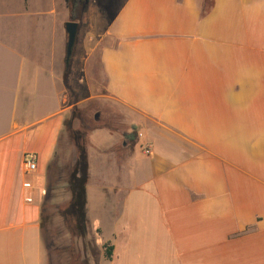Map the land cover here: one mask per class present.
<instances>
[{
  "label": "crops",
  "instance_id": "0c3cea01",
  "mask_svg": "<svg viewBox=\"0 0 264 264\" xmlns=\"http://www.w3.org/2000/svg\"><path fill=\"white\" fill-rule=\"evenodd\" d=\"M210 1L88 0L64 77L66 0H0V264H42L38 179L71 108L105 97L120 123L91 132L85 188L99 264H264V0Z\"/></svg>",
  "mask_w": 264,
  "mask_h": 264
},
{
  "label": "rangeland",
  "instance_id": "374dc122",
  "mask_svg": "<svg viewBox=\"0 0 264 264\" xmlns=\"http://www.w3.org/2000/svg\"><path fill=\"white\" fill-rule=\"evenodd\" d=\"M83 8L84 6L81 12ZM83 11H85V9ZM81 12L78 22L82 24ZM74 87L75 86H71L73 90ZM82 88H84V92L81 91V93L85 94V85ZM77 89L79 90V87H77ZM99 92L101 93L103 91ZM72 94L76 99L80 95L78 93L74 94V91H72ZM76 101H78V99L75 100V102ZM119 111L120 107L118 103L105 97L103 100H90L80 105H74L69 115L66 117L59 143L57 144L51 162L52 178L50 177V180L54 181L56 184L50 195L46 193L49 183L47 174L46 178L43 177L38 179L41 190H43L40 198L41 209L43 211L42 220L44 224L42 229V264H99L101 250L95 243L94 234L89 231H87L86 247L82 240H73L75 247H77L79 251L78 256H73L71 251L67 250L71 248L69 247L71 240L68 234L67 224L63 222L64 219L60 216V213L65 210L70 200L67 181L77 158L76 148L70 135L71 131L80 132L83 135L85 133L86 151H88L90 147L89 138L92 132L91 129H93L95 125L100 126L101 124L107 123V119H109V123L112 125L115 124V119L120 123L118 117L110 116L111 114L119 115ZM1 113L0 109V115ZM73 115L75 118H73ZM96 115L98 116L97 118L95 117ZM0 119L1 130V125H4V123H2L5 119L4 112L0 116ZM71 120L72 123H70Z\"/></svg>",
  "mask_w": 264,
  "mask_h": 264
},
{
  "label": "trees",
  "instance_id": "16d2710c",
  "mask_svg": "<svg viewBox=\"0 0 264 264\" xmlns=\"http://www.w3.org/2000/svg\"><path fill=\"white\" fill-rule=\"evenodd\" d=\"M88 0H66L67 5L69 7L70 11V21L77 22L79 19V15L81 12L82 7ZM204 6H211L210 0H204ZM65 64V73L64 77H66L68 71H69V63L68 60ZM73 118L75 116L73 115ZM72 123V120L70 121ZM98 128L97 125L91 129L93 131L94 129ZM73 139L76 152H77V158L74 163V166L72 168V171L69 175L68 181H67V187L70 194V200L68 202V205L66 206L65 210H63L60 213V216L64 219L63 222L67 224L68 227V234L70 236L71 244H69V249L72 255H79V251L77 250V247H75L73 240L74 239H80L82 240L84 246L86 245V238H87V218H86V184L88 181V162H87V151H86V142H85V133L84 135L80 132H72L70 135ZM123 138L125 140L133 141L136 138V128L132 126L131 131L129 133H124ZM52 162V161H51ZM52 164L47 168V176L49 179L48 188H47V194L50 195L52 191L54 190V186L56 183L54 181L50 180L52 178ZM51 177V178H50ZM43 213V211H42ZM43 217H41V240H43ZM86 247V246H85ZM86 249V248H85ZM85 251V250H84ZM104 256L107 259H110L111 257V247L110 246H104ZM86 262V260H85Z\"/></svg>",
  "mask_w": 264,
  "mask_h": 264
},
{
  "label": "water",
  "instance_id": "95a60500",
  "mask_svg": "<svg viewBox=\"0 0 264 264\" xmlns=\"http://www.w3.org/2000/svg\"><path fill=\"white\" fill-rule=\"evenodd\" d=\"M77 23L73 21H69L65 24V32L67 34V43H66V61L69 59L72 48L74 45L76 33H77ZM98 117L97 115L95 116Z\"/></svg>",
  "mask_w": 264,
  "mask_h": 264
},
{
  "label": "built area",
  "instance_id": "2783aa9c",
  "mask_svg": "<svg viewBox=\"0 0 264 264\" xmlns=\"http://www.w3.org/2000/svg\"><path fill=\"white\" fill-rule=\"evenodd\" d=\"M143 151H144L145 154H149V149L148 148H144ZM23 163H24L25 170L27 172H33V171L36 170V162H35L34 158L31 155L25 156Z\"/></svg>",
  "mask_w": 264,
  "mask_h": 264
}]
</instances>
